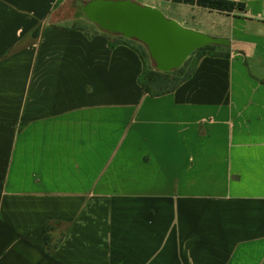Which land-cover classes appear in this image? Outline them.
I'll return each instance as SVG.
<instances>
[{"label": "crops", "instance_id": "obj_1", "mask_svg": "<svg viewBox=\"0 0 264 264\" xmlns=\"http://www.w3.org/2000/svg\"><path fill=\"white\" fill-rule=\"evenodd\" d=\"M85 1L0 0V264H264V0H131L229 41L157 97Z\"/></svg>", "mask_w": 264, "mask_h": 264}, {"label": "water", "instance_id": "obj_2", "mask_svg": "<svg viewBox=\"0 0 264 264\" xmlns=\"http://www.w3.org/2000/svg\"><path fill=\"white\" fill-rule=\"evenodd\" d=\"M80 10L99 30L143 45L154 69L160 72L178 69L199 48L229 46L225 38L183 28L157 9L131 0H88Z\"/></svg>", "mask_w": 264, "mask_h": 264}, {"label": "trees", "instance_id": "obj_3", "mask_svg": "<svg viewBox=\"0 0 264 264\" xmlns=\"http://www.w3.org/2000/svg\"><path fill=\"white\" fill-rule=\"evenodd\" d=\"M195 3L201 8L228 15L235 12H242L244 10V4L236 0H196ZM107 36L109 46L124 44L131 47L139 55L143 67L141 74L138 76L137 83L141 89L151 97H157L172 92L178 85L190 77L201 57L228 56V52L225 51V47L209 45L194 51L178 69L170 72H160L152 68V66L148 63L149 56L146 49L142 47L143 45L139 43V45L134 46L132 44V42H134L133 40H128L117 35L107 34ZM189 59H191L190 63ZM49 230L50 227L47 226L44 236V246L46 251H52L56 246V244H50L48 236Z\"/></svg>", "mask_w": 264, "mask_h": 264}, {"label": "rangeland", "instance_id": "obj_4", "mask_svg": "<svg viewBox=\"0 0 264 264\" xmlns=\"http://www.w3.org/2000/svg\"><path fill=\"white\" fill-rule=\"evenodd\" d=\"M81 5H82V4H77V5H74V7H73L72 5H67L65 11H66V12H74V13H78V12L80 11V7H81ZM132 44H133L134 46L139 45V43H137V42H135V41L132 42ZM142 47H143V46H142ZM191 59H192V57H191ZM191 59H189V63H190ZM148 63L153 67V64H152V62L150 61L149 58H148Z\"/></svg>", "mask_w": 264, "mask_h": 264}]
</instances>
